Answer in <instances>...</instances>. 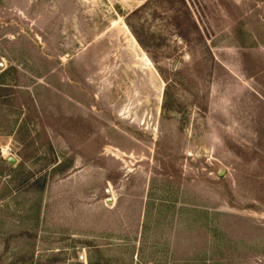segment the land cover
Returning a JSON list of instances; mask_svg holds the SVG:
<instances>
[{"label":"rangeland","instance_id":"1","mask_svg":"<svg viewBox=\"0 0 264 264\" xmlns=\"http://www.w3.org/2000/svg\"><path fill=\"white\" fill-rule=\"evenodd\" d=\"M0 264H264V0H0Z\"/></svg>","mask_w":264,"mask_h":264},{"label":"water","instance_id":"2","mask_svg":"<svg viewBox=\"0 0 264 264\" xmlns=\"http://www.w3.org/2000/svg\"><path fill=\"white\" fill-rule=\"evenodd\" d=\"M219 174L221 175V174H223L222 172H219ZM110 201V200H109Z\"/></svg>","mask_w":264,"mask_h":264}]
</instances>
